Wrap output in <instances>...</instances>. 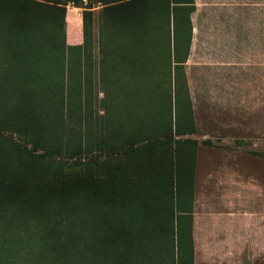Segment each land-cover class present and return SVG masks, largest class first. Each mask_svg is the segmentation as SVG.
Listing matches in <instances>:
<instances>
[{
	"label": "rangeland",
	"instance_id": "1",
	"mask_svg": "<svg viewBox=\"0 0 264 264\" xmlns=\"http://www.w3.org/2000/svg\"><path fill=\"white\" fill-rule=\"evenodd\" d=\"M0 264H264V0H0Z\"/></svg>",
	"mask_w": 264,
	"mask_h": 264
},
{
	"label": "trees",
	"instance_id": "2",
	"mask_svg": "<svg viewBox=\"0 0 264 264\" xmlns=\"http://www.w3.org/2000/svg\"><path fill=\"white\" fill-rule=\"evenodd\" d=\"M65 1H72V0H65Z\"/></svg>",
	"mask_w": 264,
	"mask_h": 264
}]
</instances>
